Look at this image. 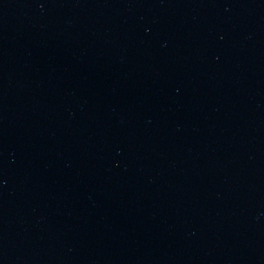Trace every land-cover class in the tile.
<instances>
[{
	"label": "water",
	"instance_id": "water-1",
	"mask_svg": "<svg viewBox=\"0 0 264 264\" xmlns=\"http://www.w3.org/2000/svg\"><path fill=\"white\" fill-rule=\"evenodd\" d=\"M0 264H264V0H0Z\"/></svg>",
	"mask_w": 264,
	"mask_h": 264
}]
</instances>
